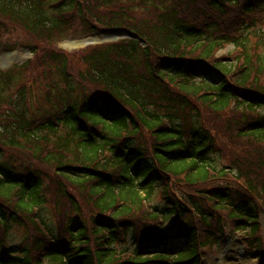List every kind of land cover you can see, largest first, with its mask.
I'll return each mask as SVG.
<instances>
[{
    "label": "trees",
    "instance_id": "trees-1",
    "mask_svg": "<svg viewBox=\"0 0 264 264\" xmlns=\"http://www.w3.org/2000/svg\"><path fill=\"white\" fill-rule=\"evenodd\" d=\"M0 18L45 68L39 96L27 64L0 71V264H202L228 226L264 255V0H0ZM75 22L139 39L74 69L56 45Z\"/></svg>",
    "mask_w": 264,
    "mask_h": 264
},
{
    "label": "rangeland",
    "instance_id": "rangeland-1",
    "mask_svg": "<svg viewBox=\"0 0 264 264\" xmlns=\"http://www.w3.org/2000/svg\"><path fill=\"white\" fill-rule=\"evenodd\" d=\"M8 21L0 18V71H18V67L27 64L22 70H20L19 83L23 84H31L33 82V91L35 96L41 95V86L42 83L36 81V77L38 74H43L45 72V68L42 65V59L39 56L41 51L36 53L35 55L31 54V49H33V45L41 46L39 42L33 39L29 34L24 32L22 29L18 27L9 26ZM12 25V24H11ZM4 26V27H3ZM258 28L261 29L260 26ZM84 28L82 23L75 22L72 28L66 31L64 35V39L62 41L57 42L56 49L64 52L68 56V60L70 61L72 67L77 69L79 66L77 61V56L79 57L80 51L90 46L97 45H88L84 48H73L68 47L66 44H70V42L80 41L92 36L84 35ZM255 30H249L247 32V39L253 41V37L255 36ZM97 38H100L97 36ZM256 40V39H255ZM42 47V46H41ZM231 47L228 46L224 50L218 53V55H222ZM219 163L216 161V165ZM158 197L156 196L152 203H157ZM42 214L45 217L48 224L53 227L54 231L56 230L55 219L52 215L50 209L45 206L42 208ZM23 230L19 228L12 229L4 245L8 247H13L17 245L22 237ZM263 241H264V229L262 231ZM241 233H233L227 229V240L222 241L218 244H215L211 250H208L203 253V261L202 264H241V262L248 261V264H264V257L261 260H251L245 257L246 248H249L247 245L242 244L239 241ZM242 244V245H241ZM246 246V248H245Z\"/></svg>",
    "mask_w": 264,
    "mask_h": 264
},
{
    "label": "water",
    "instance_id": "water-1",
    "mask_svg": "<svg viewBox=\"0 0 264 264\" xmlns=\"http://www.w3.org/2000/svg\"><path fill=\"white\" fill-rule=\"evenodd\" d=\"M124 38H130V39H137L136 36L130 34V33H126V34H107L102 36L100 39L98 38H87V39H83L80 41H76V42H71L70 44H75L73 46V48H84L88 45H96V44H101L103 42H112V41H116L119 39H124Z\"/></svg>",
    "mask_w": 264,
    "mask_h": 264
},
{
    "label": "bare ground",
    "instance_id": "bare-ground-1",
    "mask_svg": "<svg viewBox=\"0 0 264 264\" xmlns=\"http://www.w3.org/2000/svg\"><path fill=\"white\" fill-rule=\"evenodd\" d=\"M75 44H66V46H68V47H73ZM241 264H248V261H245V263L244 262H241Z\"/></svg>",
    "mask_w": 264,
    "mask_h": 264
}]
</instances>
